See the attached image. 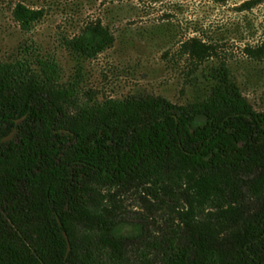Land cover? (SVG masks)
Here are the masks:
<instances>
[{"label":"trees","instance_id":"16d2710c","mask_svg":"<svg viewBox=\"0 0 264 264\" xmlns=\"http://www.w3.org/2000/svg\"><path fill=\"white\" fill-rule=\"evenodd\" d=\"M13 16L30 33L44 13L18 5ZM114 43L96 22L65 46L94 60ZM181 46L212 83L183 106L82 98L54 59L0 62V264H264V110L212 41ZM129 192L167 217L125 218ZM123 224L141 236L117 238Z\"/></svg>","mask_w":264,"mask_h":264},{"label":"rangeland","instance_id":"374dc122","mask_svg":"<svg viewBox=\"0 0 264 264\" xmlns=\"http://www.w3.org/2000/svg\"><path fill=\"white\" fill-rule=\"evenodd\" d=\"M0 0V62L54 59L64 84L77 83L82 98L98 101L151 95L183 106L205 100L212 83L182 52L191 39L217 46L215 62L226 61L247 101L264 110V55L251 58L247 49L264 52V0ZM18 5L44 13L32 32L14 19ZM244 7V8H243ZM101 22L114 45L94 60L69 51L65 43L89 24ZM195 77L198 79L195 81ZM138 192L120 198L121 215L146 223L167 217L156 213ZM117 238L140 237L137 225L123 224Z\"/></svg>","mask_w":264,"mask_h":264}]
</instances>
